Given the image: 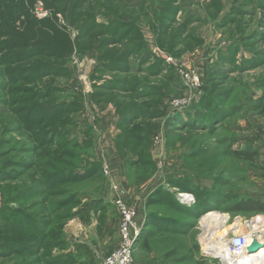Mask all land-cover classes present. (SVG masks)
Masks as SVG:
<instances>
[{"label": "rangeland", "instance_id": "1", "mask_svg": "<svg viewBox=\"0 0 264 264\" xmlns=\"http://www.w3.org/2000/svg\"><path fill=\"white\" fill-rule=\"evenodd\" d=\"M111 82L104 101L137 107L151 130L146 195L112 180L88 129L92 87ZM72 169L96 171L69 181ZM118 191L140 204L136 264H223L201 253L205 225H221L214 238L255 216L264 227V213L229 208L264 202V0H0V264H102ZM244 252L264 264V249Z\"/></svg>", "mask_w": 264, "mask_h": 264}, {"label": "crops", "instance_id": "2", "mask_svg": "<svg viewBox=\"0 0 264 264\" xmlns=\"http://www.w3.org/2000/svg\"><path fill=\"white\" fill-rule=\"evenodd\" d=\"M96 83L92 87V93L94 95H89L92 98L94 108L97 110L93 113L96 115V121L87 122L84 120L83 122H87L90 125L88 129L92 134L91 138L94 139V134L96 133V137L101 138V143L99 147L100 157L104 155L105 157H113V161L111 160L109 165L106 167L109 169V173L111 174L112 180L123 186L128 193L131 195L133 193L138 192L139 195L147 193V191L152 187V182L154 179V173L152 171V153L149 151L150 147L144 146L145 141H147V137L150 134L151 130L147 128V121H141L138 117L134 118L133 121L124 123L121 121V114L119 108L117 107L115 102L107 103L104 101V97L95 96L96 91ZM99 86V85H98ZM100 105V107L98 105ZM105 103H107L105 105ZM104 105V107H102ZM98 106V107H97ZM137 126V131H135V141L133 144L129 142L128 137H126V129L127 128H135ZM95 132V133H94ZM97 142V140H96ZM133 145V146H132ZM97 147V146H96ZM147 152V153H146ZM103 153V155H101ZM145 155H147L148 160H144ZM98 156L96 159L99 164H102L101 158ZM103 156V157H104ZM104 159L106 160L107 158ZM122 160L121 163L119 161ZM112 198V197H111ZM134 207L140 206L139 202H132ZM101 212V211H100ZM115 244L112 246H108V250L105 253L107 256L108 252L111 251Z\"/></svg>", "mask_w": 264, "mask_h": 264}, {"label": "built area", "instance_id": "3", "mask_svg": "<svg viewBox=\"0 0 264 264\" xmlns=\"http://www.w3.org/2000/svg\"><path fill=\"white\" fill-rule=\"evenodd\" d=\"M38 14L40 17L46 16L47 11L44 6H40L38 8ZM181 75L184 77L187 85L191 88L198 87L201 84V77L195 72L189 71H181ZM181 103V101H176V104ZM105 172H108L107 167L104 168ZM189 197H180L188 200L193 199V194H189ZM113 203L119 211V222H118V243L114 248L108 252L107 256L104 258L102 264H136L135 259V249L138 244V239L142 233L143 228V220L139 217V210L135 207L130 206L125 201V196L123 191H118L113 199ZM258 216L253 217L250 220H247V226L249 227L248 233H241L240 235H231L226 237L216 236L218 242L225 241L229 238V242L231 245V252L233 254H237L240 252L241 248L246 249L245 240L246 238H250L251 242H253L254 233L252 230V224L258 222ZM206 226V225H205ZM203 229L201 235V253L206 254L210 257L218 258L223 264H226L224 258H221L219 255L215 254V250L212 251L205 250V244L209 241L208 238H205L203 233H208L209 228L205 227ZM257 231V230H256ZM260 233L264 234V227L262 225V229ZM217 242V241H216Z\"/></svg>", "mask_w": 264, "mask_h": 264}, {"label": "trees", "instance_id": "4", "mask_svg": "<svg viewBox=\"0 0 264 264\" xmlns=\"http://www.w3.org/2000/svg\"><path fill=\"white\" fill-rule=\"evenodd\" d=\"M61 68V66L58 68V70ZM112 83V82H111ZM113 85H105L104 87L101 86H96V91H95V96L97 97H104L105 95H107V93H111L114 92L116 89H118V86L114 85V82L112 83ZM119 90V89H118ZM140 92L139 89H137L136 87L133 88L132 92ZM114 102L116 103L117 107L119 108L120 114H121V121L124 123H129L131 121L134 120V118H137L139 116V114L143 115L144 117L146 116V114L143 111H140V109H138L135 106H123V102H117V99H114ZM64 112H69L70 109H68V107H64ZM58 114V111H54L53 114H51V116H56ZM46 115V114H45ZM45 115H43L42 117H44ZM50 116V117H51ZM44 122V121H42ZM137 129V126H135V128H127L126 129V137H128L129 142L132 143L133 142V138L135 139L136 136L135 131ZM132 141V142H131ZM146 149V147H145ZM234 153L236 154V156L238 157H242L245 159H254L255 155L257 154L256 150L254 151H246V150H234ZM144 160H148L147 156L145 155ZM90 170V169H89ZM88 170V171H89ZM86 171L85 173H81V172H75L74 169L71 170L70 172V176H68V180L69 181H74L77 180L78 178L83 179V178H87V177H91L93 175V173L96 170H91V172ZM230 210L233 212H243L246 214H255V213H264V202L260 201L258 199H254V198H240V200H235L230 206H229Z\"/></svg>", "mask_w": 264, "mask_h": 264}, {"label": "bare ground", "instance_id": "5", "mask_svg": "<svg viewBox=\"0 0 264 264\" xmlns=\"http://www.w3.org/2000/svg\"><path fill=\"white\" fill-rule=\"evenodd\" d=\"M189 196L190 195L187 194L185 191L184 192L182 191L181 193H179V197H189ZM241 224H242L241 222H238L233 226V228L241 226ZM221 228H222L221 225H217L216 228H214L215 230L213 229L212 231V228H211V231H209L208 233L205 232L204 237L208 238L209 241L206 243L204 249L208 251H212V249L215 250L214 253L224 258L226 261V264L245 263L246 256L244 254L245 253L244 251L252 244L251 239L249 237L246 238L245 240L246 249L241 248L239 253L233 254L231 252V245L229 242V238H227L225 241H222V242H218V240L214 238V236L217 234V232ZM251 228L253 232H256L254 233L255 238L253 240L258 239L259 241L264 243V234L260 233V230L262 229V224L260 225L258 222L253 223ZM262 249H264V247L261 248L260 250Z\"/></svg>", "mask_w": 264, "mask_h": 264}, {"label": "water", "instance_id": "6", "mask_svg": "<svg viewBox=\"0 0 264 264\" xmlns=\"http://www.w3.org/2000/svg\"><path fill=\"white\" fill-rule=\"evenodd\" d=\"M264 247V243L259 241L258 239L253 240L252 244L247 248L248 252L256 253L259 252L261 248Z\"/></svg>", "mask_w": 264, "mask_h": 264}]
</instances>
